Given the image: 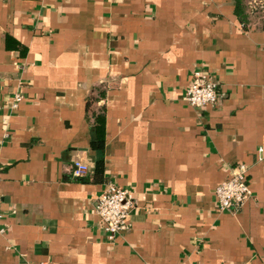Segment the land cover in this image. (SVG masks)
I'll return each instance as SVG.
<instances>
[{
    "label": "crops",
    "instance_id": "1",
    "mask_svg": "<svg viewBox=\"0 0 264 264\" xmlns=\"http://www.w3.org/2000/svg\"><path fill=\"white\" fill-rule=\"evenodd\" d=\"M245 24L235 0H0V264H264V12ZM196 68L219 106L184 100ZM239 163L253 195L220 211ZM111 183L136 196L115 240Z\"/></svg>",
    "mask_w": 264,
    "mask_h": 264
},
{
    "label": "built area",
    "instance_id": "2",
    "mask_svg": "<svg viewBox=\"0 0 264 264\" xmlns=\"http://www.w3.org/2000/svg\"><path fill=\"white\" fill-rule=\"evenodd\" d=\"M253 3L261 6L264 12V0H254ZM224 96L225 92L222 91L221 84L215 75L203 68L193 70L189 86L184 94L187 104L195 109L217 107ZM22 100L23 95L17 94L13 106L17 107ZM258 152L262 154L264 148H259ZM88 170L87 164L75 160L71 171L73 176L82 177ZM1 180L2 171L0 168V221L3 219ZM252 195L248 180V168L244 163H239L232 169L230 176L217 185L215 189L216 207L220 211L229 209L238 211ZM135 206V190L131 187L111 183L98 196L94 209L109 240H115L127 227L128 216Z\"/></svg>",
    "mask_w": 264,
    "mask_h": 264
},
{
    "label": "trees",
    "instance_id": "3",
    "mask_svg": "<svg viewBox=\"0 0 264 264\" xmlns=\"http://www.w3.org/2000/svg\"><path fill=\"white\" fill-rule=\"evenodd\" d=\"M235 3H236V13L242 19L244 25H246L245 23L247 22V17L249 14L256 13L262 10L261 6L255 5L254 3H246L245 0H235ZM90 102L88 106H90ZM92 147L100 152L104 147V141L95 140L92 142ZM104 169H105L104 157L101 155L100 157H98L95 164L94 180H100V181L103 180Z\"/></svg>",
    "mask_w": 264,
    "mask_h": 264
}]
</instances>
